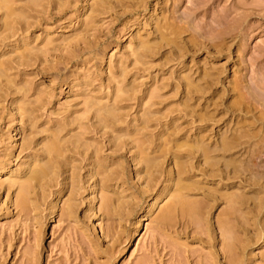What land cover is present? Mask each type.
I'll list each match as a JSON object with an SVG mask.
<instances>
[{
	"label": "rangeland",
	"instance_id": "obj_1",
	"mask_svg": "<svg viewBox=\"0 0 264 264\" xmlns=\"http://www.w3.org/2000/svg\"><path fill=\"white\" fill-rule=\"evenodd\" d=\"M5 1L11 3L13 0ZM15 1L12 8L13 3L6 2L10 8L6 3H2L1 5L6 9L0 10V71L3 70L4 73L8 69L5 72L6 77L2 73V76L0 75V264H228L227 261L232 263L236 262V259L239 261L237 264H264V186L262 185L264 145L263 150L259 147L264 143L263 139L260 141V138L264 137L261 136L264 135V0ZM36 1L40 6L36 5ZM101 3L106 4L103 6ZM7 7L10 13L13 11L14 17L19 14V17L16 16L17 24L14 18L12 24L11 19L7 18L6 12H9L6 11ZM29 7L33 10L30 11ZM15 12L16 15L13 14ZM24 17L26 21L23 23L19 21L18 24V18ZM157 22H159L158 28ZM10 25H15L14 31L12 30L14 28H11L13 26ZM169 25H172L171 29L173 26L174 29L179 26L180 31L172 29L176 35L171 37L172 34L168 35L167 32ZM173 38L176 42H181V46L177 44L178 48L181 47L179 50L183 51H179L177 45L173 44L175 42ZM146 41L148 44H144ZM151 42L155 43V46L149 47ZM167 43L176 48L171 50V47H167ZM154 47H156L155 51ZM204 74L206 79L203 77ZM187 79L190 84L192 80L195 87L198 85L195 83L199 80L201 85L206 83L202 88L207 90H201L205 92L204 94L199 92V89L196 91L195 87L187 85ZM186 86H189V89H186ZM188 91L200 94L193 92L190 94L187 93ZM189 107L196 112L194 113ZM103 108L108 114L110 111H115L117 119L114 112L111 113L113 116H109L110 114H105L107 117L103 116L107 119L100 118L101 113L104 114ZM197 113L204 116L203 120ZM99 118L105 122L100 121ZM113 118L118 121L115 122ZM101 122L103 124H100ZM144 124L150 127L145 129ZM238 128L243 131H238ZM246 130L251 136L253 134L254 138L246 134ZM173 131L179 133L172 134ZM234 132L245 133L251 139L245 137L244 143L240 144L245 146L244 148L242 146L244 150L239 152L238 149L241 147L238 146L225 157L220 154V150L214 151L212 155L220 166L218 168L216 165L215 171L210 165L208 166V163L205 164L202 151L198 153L195 150V154L201 156L197 155L200 157L198 158L194 155L195 159L193 155L187 154V146H183L185 149L177 152V143L183 142L194 145L211 144L209 147L217 143L215 145L217 147L226 134L231 137ZM122 134L125 138L123 142L117 139L123 137ZM255 135L261 137L256 138L260 139L259 144H255L258 146L252 147L256 142ZM166 137L168 143L172 144L171 151H167L170 143L164 144ZM54 138L58 141L62 140V145L64 141L68 142L65 143L68 150L64 144L61 147L63 148L61 155L52 158L48 155L49 150L46 154L45 148L49 149ZM149 140L155 142V144L150 143L152 150L151 145L148 146ZM216 140L218 141L215 142ZM134 141L137 144L141 141L142 150H146L147 146L150 148L152 152L149 149L146 150L148 153L144 150L146 152L143 151L144 155L157 154L156 150H160L162 154L167 151L165 161H163L164 156H158L163 159L160 158L162 161L157 159L160 161V170L155 171L154 177H151L154 183L149 182L151 179L149 180L150 177L146 176V173H142L145 171L144 157L139 149L140 146ZM117 142L122 143H118L120 147ZM81 145L80 151L85 145V147L89 146L87 148L88 150L90 148L92 153L84 148L83 151L91 154L86 155L84 151L80 155L82 152L77 149ZM164 145L167 149L161 148ZM249 145L260 156L253 154ZM97 147H102L97 149L98 153L95 150ZM245 148L250 149L248 151L250 154ZM254 148L260 149L259 152ZM165 149L166 151H163ZM175 149L177 150L174 151ZM184 150L186 153L183 152ZM173 151L186 155L183 160L188 158L192 160L187 161L188 165H193L190 166L191 169L188 165L185 166L190 171L193 169L192 173L186 168L182 173L183 181L192 180L190 184L195 185L190 186L191 194L188 197L201 202L207 200L206 203L209 199L211 201L209 208L211 205L213 208H210V214L208 213L207 216L205 214L207 218L205 221L208 222L204 221L206 225L199 223L204 217L194 215V221L197 217L202 218L198 222L196 220L194 226L193 216L189 215L188 221L187 218L184 219L188 215L183 213L184 216L182 214L180 216L181 212L175 215L178 219L174 217L173 221L167 220L171 221L169 223L162 219L163 212L171 205L169 192L173 191L171 189L176 185L167 186L171 177L173 183L177 182L179 177L177 167L173 164L172 158L176 154ZM219 154L225 160L232 154V157L234 154L236 155L234 157L238 155L240 159L237 157L238 161H243L244 165L236 161L235 164L240 165L239 171L232 169L234 165L225 169ZM248 156L250 157L246 159ZM218 157L221 162L217 160ZM49 158L51 160L47 162ZM250 159V162L258 164V169L256 164L252 166L249 163ZM39 160L51 164L52 170L56 168L54 170L57 171L53 173L55 176L48 175L49 179L48 176L45 177L41 185L35 183L36 188L33 183L34 191L31 188L30 192H34L35 195L33 194L31 199L29 194L28 199L31 201L26 202L30 205L24 206L19 199L23 188L21 185L24 186L33 169L40 165ZM61 162L65 166L61 165ZM97 163H101V166H97ZM106 165H108L105 167L107 170H103L102 166ZM254 166L255 168H252ZM36 168L35 171L38 169ZM204 168L206 171L203 170ZM244 169H248L249 173H244ZM260 170L263 171L262 174ZM232 171L235 172L234 178V175H231ZM111 172L114 173L113 176ZM214 172L215 174L217 172L218 176L212 178ZM253 172H258L263 179L256 181L259 176H254L256 174L253 175ZM226 174L231 177L226 178ZM245 175L253 177L250 179L246 176V180ZM105 178L109 181L106 182L108 179ZM158 178H161L160 181L157 180ZM253 178L257 179L253 181ZM49 180L51 182H48ZM104 180L105 182H102ZM157 181L158 184L155 183ZM211 187H217V191ZM207 188H211V192ZM233 188L240 194L243 192L242 196L246 194L245 196L249 197L246 199L243 196L244 202L250 200L247 202L249 205L241 201L239 203L243 208H238L237 203L233 206L228 199L231 193L225 194L229 191H233L232 195L237 193ZM212 190L215 191L216 196L210 194L212 196L210 198L208 194L214 193ZM219 191L222 192V197H225L223 194L226 195L224 199H221V193H217ZM254 194L256 195L253 196ZM104 195L115 199L114 201L110 198L116 206L109 199H105L110 204L113 203V206L104 208L109 204L103 201ZM236 196L239 198L234 197L235 199H240L239 194ZM250 197L260 200L259 203L251 200ZM225 199H228V204L231 203L233 207L231 204L227 205ZM214 203L216 205L213 206ZM256 203L260 206L256 205V207L254 205ZM261 204L263 208L260 211ZM231 207L242 209V212L238 210L235 214L234 211L237 209L232 211ZM218 215L220 219L217 218ZM225 217L229 218V223L233 217L234 220L237 217L235 221H239L229 224L230 227L236 224L235 229L232 225V229L236 230L235 235L238 236L237 242H234L236 237L230 239L234 242V244L231 242V245L228 244L230 240L226 242L228 233L224 237L225 240H221L222 234L218 232V227L221 225L217 224ZM190 219L193 225L188 223ZM246 222L248 225L244 224ZM196 223L206 226L203 227L205 230L197 227ZM227 223L228 221L225 222ZM240 224L241 226L244 224L242 227L245 229L240 227ZM237 225L239 226L236 227ZM196 227L198 232L200 230L203 232L199 234ZM204 231L208 232L211 239ZM222 241L230 247L233 245L234 251L232 252L233 249L231 250ZM221 243L226 246L225 249H230L232 252H229L230 254L237 252L233 254L234 257L237 254V258L233 257L235 260L229 261L232 258L229 253L227 256L225 246L223 247ZM184 257L187 258L185 261ZM215 258L218 262L213 263Z\"/></svg>",
	"mask_w": 264,
	"mask_h": 264
},
{
	"label": "bare ground",
	"instance_id": "obj_2",
	"mask_svg": "<svg viewBox=\"0 0 264 264\" xmlns=\"http://www.w3.org/2000/svg\"><path fill=\"white\" fill-rule=\"evenodd\" d=\"M13 1H15V0H13ZM13 1L10 3V1L8 2V1H5V0H0V5H1L2 3L4 4V3H6V2H8L9 4H12V3H13V4L11 5V8H12V6L15 5ZM42 1H44V0H42ZM80 1H81V0H80ZM99 1H100V0H99ZM106 1H107V0H106ZM116 1H117V0H116ZM122 1H123V0H122ZM31 2H32V1H31ZM50 2H51V1H50ZM58 2H59V1H58ZM101 2H102V1H101ZM104 2H105V1H104ZM15 3H16V1H15ZM36 3H37V1H36ZM51 3H52V2H51ZM119 3H120V2H119ZM6 4H7V3H6ZM6 4H5V5H6ZM9 4H7V5H9ZM31 4H32V3H31ZM101 4H103V6H105L104 4H106V3H101ZM108 4H109V3H108ZM32 5H33V4H32ZM34 5H35V3H34ZM36 5H37V6H40V5H38V3H37ZM1 6L4 7V8H1ZM1 6H0V10L2 9V10L4 11V10L6 9L5 6H3V5H1ZM37 6H35V7H37ZM101 6H102V5H101ZM17 7H18V6H17ZM31 7H32V6H31ZM113 7H114V6H113ZM7 8H8V7H7ZM9 8H10V5H9ZM9 8H8L6 11H9V10H10ZM13 8H15V6H14ZM27 8H28V6H27ZM33 8H34V6H33ZM33 8H31V9L33 10ZM38 8H39V7H38ZM109 8H110V7H109ZM31 9H30V7H29V10H30V11H31ZM110 9H111V8H110ZM11 10H12V9H11ZM13 10H15V9H13ZM29 10H28V11H29ZM35 10H36V9H35ZM16 11H18V10H16ZM26 11H27V10H26ZM12 12H13V11H12ZM12 12H11V13H10V11H9V12H6V15L8 14L7 18H8L9 20L11 19V20H10V23H11V24H12V21L15 19V23L17 24V22H16V21H17V17H16V16H18L19 14L16 15L17 12L13 13V14L16 15V16H15L16 18H15L14 15H12ZM19 12H20V11H19ZM9 13H10L11 15H10ZM21 14H22V12H21ZM25 14H26V12H25ZM28 15H29V14H28ZM11 16H12V17H11ZM20 16H21V15H20ZM10 17H11V18H10ZM18 17H19V16H18ZM13 18H14V19H13ZM12 19H13V20H12ZM9 20H8L7 22H9ZM22 20H24V21H22ZM19 21H20V23H21V22L23 23V22L26 21V18H25V17H24L23 19L18 18V24H19ZM15 23H14V24H15ZM27 23H28V22H27ZM27 23H26V24H27ZM158 23H159V22H157V25H156L157 28H158ZM16 24H15V25H16ZM26 24H25V25H26ZM28 24H29V23H28ZM163 24H164V23H163ZM165 24H167V23H165ZM7 25H8V24H7ZM15 25H10V26H13V27H11V28H14V29H12L13 31L15 30ZM10 26H8V27H9L8 29L11 31ZM26 26H27V25H26ZM161 26H163V25H161ZM165 26L168 27V25H165ZM169 26H170V25H169ZM171 26H172V25H171ZM171 26H170V28H167V32H168V35H171V34H172V35H171V37H172L173 35H176V32H175V31H172V29H173V30L176 29V31H177L178 28H179V26L177 25L178 28H175V29L173 28L174 26H173L172 29H171ZM5 27H6V26H5ZM6 28H7V27H6ZM157 28H155L156 31H159ZM160 28H161V27H160ZM162 28H163V27H162ZM162 28H161V29H162ZM4 29H5V28H4ZM8 29H7V30H8ZM17 29H18V28H17ZM19 29H20V28H19ZM161 29H160V32H162ZM164 29H165V28H163V30H164ZM180 29H181V31H182V28H180ZM169 30H171V31H169ZM179 31H180V30H178L177 32H179ZM165 32H166V31H165ZM184 32H185V29H184ZM1 33H3V32H1ZM11 33H12V32H11ZM153 33H154V32H153ZM163 33H164V31H163ZM163 33H162V34H163ZM173 33H175V34H173ZM182 33H183V32H182ZM158 34H159V33H158ZM165 35H166V34H165ZM168 35H167V36H168ZM160 36L163 37V35H161V34H160ZM223 37H224V36H223ZM169 38H170V36H169ZM180 38H181V37H180ZM162 39H163V38H162ZM173 39L175 40V38H173ZM219 39H220V38H219ZM157 40H158V39H157ZM171 40H172V39H171ZM180 40H181V39H180ZM190 40H191V39H190ZM224 40H225V39H224ZM155 41H156V39H155ZM155 41H154V42H155ZM159 42H160V41H159ZM164 42H165V41H164ZM170 42H171V41H170ZM173 42H174V41H172L171 43H173ZM175 42H176V40H175ZM175 42H174L173 44H176V45H177L176 47H177V49L179 50L181 47L178 48V44H180L179 46H181V42H180V41H179L180 43H179V42H176V43H175ZM219 42H220V41H219ZM227 42H228V41H227ZM145 43L148 44L147 41L144 42V44H145ZM151 43H152V42H151ZM151 43H149V47H150V46L153 47V45L155 46V43H154V44L152 43V45H150ZM177 43H178V44H177ZM240 43H241V42H240ZM147 44H146V45H147ZM157 44H158V43H157ZM169 44H170V43H169ZM183 44H184V43H183ZM170 45H171V44H170ZM215 45H216V44H215ZM219 45H220V44H219ZM225 45H227L226 42H225ZM168 46H169V45H168V43H167V47H168ZM217 46H218V45H217ZM142 47H143V46H142ZM149 47H148V48H149ZM169 47H171V46H169ZM174 47H175V46H172V47H171V50H172V48H174ZM176 47H175V48H176ZM143 48H144V47H143ZM162 48H163V47H162ZM182 48H183V47H182ZM149 49H150V48H149ZM153 49H154V51H155L156 47H154ZM157 49H158V48H157ZM177 49H176V50H177ZM174 50H175V49H174ZM181 50H182V49H181ZM181 50H179V51H181ZM141 51H142V49H141ZM156 51H157V50H156ZM182 51H183V50H182ZM152 53H154V52H152ZM174 53H175V52H174ZM181 53H182V52H181ZM178 55H179V53H178ZM180 56H181V55H180ZM25 61H26V60H25ZM1 64H2V63H1ZM2 65H3V64H2ZM2 71H3V70H2ZM2 71H0V75H1V73H2V75L6 77L7 74H5V72H7L8 69H7V71H5L4 73H3ZM206 72H207V71H206ZM2 75H1V76H2ZM210 75H211V74H210ZM1 76H0V78H1ZM205 76H206V75L204 74L203 77L205 78ZM213 76H214V75H213ZM213 76H212V77H213ZM5 77H4V78H5ZM185 78H187V75H186ZM204 78H203V79H204ZM207 78H208V77H207ZM213 78H214V77H213ZM193 79H194V78H193ZM205 79H206V78H205ZM208 79H209V78H208ZM187 80H188V79H187ZM211 80H212V79H211ZM211 80H209V81H211ZM183 81L185 82L186 80H183ZM190 81H191V84L189 83V80H188V84H187V85H189V86L192 85V86H191L192 88L195 87V85L193 84L194 82H193L192 80H190ZM199 81H200V80H199ZM199 81H197L198 83H195V84H198V85L195 87V90L197 89L196 91H198V89H199V92H202V93L204 94L205 92H203V91H206L207 89H206V88H202V87H203V86L205 87V84H206V83H203L204 85H203V84L201 85V84H199V83H200ZM201 81H203V80H201ZM205 81H206V80H205ZM207 81H208V80H207ZM193 85H194V86H193ZM200 85H201V86H200ZM189 86H188V87L186 86V89H187V88L189 89ZM206 86H207V85H206ZM197 87H198V88H197ZM199 87H200L201 89H200ZM207 88H208V87H207ZM27 89H28V88H27ZM190 89H191V88H190ZM202 89H203V91H201ZM205 89H206V90H205ZM29 90H30V89H29ZM252 90H253V89H252ZM255 90H256V89H255ZM190 91H191V90H190ZM185 92H186V91H185ZM185 92H184V93H185ZM192 92H193V91H192ZM192 92L190 93V92L188 91L187 93H190V94H193V93L195 94V93H196L195 91H194L193 93H192ZM199 92H197L196 94H198ZM24 93H26V92H24ZM254 93H255V91H254ZM26 94H27V93H26ZM190 94H189V95H190ZM199 94H200V93H199ZM258 94H259V93H258ZM184 95H185V94H184ZM243 95H244V94H243ZM259 95H260V94H259ZM187 96H188V95H187ZM187 96H185V97H187ZM240 96H241V95H240ZM185 97H184V98H185ZM192 97H193V96H192ZM249 97H250V96H249ZM249 97H248V98H249ZM256 97H258V96H256ZM241 98H242V97H241ZM245 98H246V97H244V99H245ZM187 99H188V98H187ZM239 99H240V98H239ZM242 99H243V98H242ZM260 99H261V98H260ZM185 100H186V99H185ZM188 100H189V99H188ZM240 100H241V99H240ZM240 100H238V102H239ZM245 100H246V99H245ZM245 100H244V101H245ZM247 100H248V99H247ZM186 101H187V100H186ZM189 101H190V100H189ZM241 101H242V100H241ZM241 101H240V102H241ZM190 102H191V101H190ZM246 102H247V101H246ZM246 102H245V103H246ZM251 102H253V101H251ZM185 103H186V102H185ZM187 103H189V102H187ZM187 103H186V104H187ZM247 103H249V100H248ZM253 103H254V102H253ZM253 103H252V104H253ZM29 104H30V103H29ZM254 104H255V103H254ZM190 105H191V104H190ZM235 105H236V104H234V106H235ZM245 105H246V104H245ZM255 105H256V104H255ZM184 106H185V105H184ZM263 106H264V105H263ZM27 107H30V106L27 105ZM192 107H193V105H192ZM30 108H31V107H30ZM183 108H184V107H183ZM189 108H190V107H189ZM239 108H240V107H239ZM242 108H243V107H242ZM96 109H97V108H96ZM103 109H104V114H103V112L101 113V111H100V113L102 114V116H101V117H100V116H97V117L102 118L103 116H105V114H106V115H109V114H110L109 116H113V114H111V113L114 112V116H115V118H116L117 115H116L115 111H110V110H109L110 113L108 114V112L105 113V108H103ZM186 109H187V107H186ZM190 109H192V108H190ZM245 109H246V108H245ZM260 109H261V108H260ZM262 109H263V108H262ZM25 110H26V109H25ZM28 110H29V109H28ZM94 110H95V109H94ZM107 110H108V109H106V111H107ZM192 110H193V109H192ZM195 110H196V109H195ZM29 111L31 112V110H29ZM29 111H28V112H29ZM182 111H183V110H182ZM193 111H194V110H193ZM235 111H236V110H235ZM33 112H34V111H33ZM94 112H95V111H94ZM98 112H99V111H98ZM98 112H97V113H98ZM195 112H196V111H194V113H195ZM22 113H24V112H22ZM100 113H99V115H101ZM145 113H146V112H145ZM184 114H185V113H184ZM197 114H198V113H197ZM199 114H200V113H199ZM199 114H198V115H199ZM204 114H205V113H204ZM211 114H212V113H211ZM29 115H31V114L29 113ZM118 115L120 116V114H118ZM185 115H186V114H185ZM193 115H194V114H193ZM200 115H201V114H200ZM213 115H214V114H213ZM27 116H28V115H27ZM189 116H190V115H189ZM201 116H202V115H201ZM263 116H264V115H263ZM263 116H262V117H263ZM94 117H95V116H94ZM105 117H107V116H105ZM105 117H103L102 119H104ZM123 117H124V116H123ZM145 117H146V116H145ZM199 117H200V116H199ZM199 117H198V118H199ZM203 117H204V116H202V120H203ZM209 117H211V116L209 115ZM243 117H244V116H243ZM100 118H99L100 121L105 122V120H101ZM108 118H109V117H108ZM111 118H112V117H110V119H111ZM118 118H119V117H118ZM200 118H201V117H200ZM206 118H207V117H206ZM105 119H107V118H105ZM116 119H117V118H116ZM116 119L113 118L112 120H116ZM119 119H120V118H119ZM200 120H201V119H200ZM108 121H109V119H108ZM117 121H118V120H116L115 122H117ZM256 121H257V120H256ZM103 122H101L100 124H103ZM110 122H111V121H110ZM121 122H122V121H121ZM252 122H253V121H252ZM254 122H255V121H254ZM106 123L108 124L107 120H106ZM106 123H104V124H106ZM127 123H128V122H127ZM145 123H146V122H145ZM147 123H149V122H147ZM244 123H245V122H244ZM98 124H99V123H98ZM241 124H242V123H241ZM247 124H248V123H247ZM129 125H130V124H129ZM242 125H243V124H242ZM242 125H241L240 127H242ZM251 125H252V123H251ZM253 125H255V124H253ZM101 126H102V125H101ZM112 126H113V125H112ZM144 126H145V124H144ZM144 126H143V127H144ZM247 126H248V125H247ZM84 127H85V126H84ZM109 127H110V126H109ZM143 127H141V128H143ZM147 127H150V126H147ZM147 127L145 126L144 128L147 129ZM262 127H263V126H261V129H262ZM118 128H119V127H118ZM141 128H139V129H141ZM247 128H248V127H247ZM250 128H251V127H250ZM253 128H254V127H253ZM84 129H85V128H84ZM113 129H114V128H113ZM244 129H245V128H244ZM143 130H144V129H143ZM175 130H176V129H175ZM236 130H237V129H236ZM236 130H234V131L236 132ZM240 130H242V129H239V128H238V131H240ZM253 130H254V129H253ZM62 131H63V130H62ZM225 131H226V130H225ZM238 131H237V132H238ZM242 131H243V130H242ZM242 131H241V132H242ZM246 131H247V132H246ZM246 131H245L246 134H248V133H249L248 130H246ZM82 132H83V131H82ZM137 132H138V131H137ZM173 132H174V131H173ZM226 132H227V131H226ZM230 132H231V131H230ZM235 132H234V134L231 133V134H232L231 137H230L229 135L226 134V136L223 138V140H222L221 142L219 141L221 144L218 142L220 145L218 144L219 146L217 145V147H215V145H216L217 143H215V145H212V146H214V147H212V146L209 147V145H211V144L207 145V144L205 143L206 145H204V143H203L202 145H194V144H189L188 142H186V143L183 142L182 144L177 143V144H178V145H177V149H178V150L175 149L174 151L177 150V152H178L180 149H185V148H183V146H187L186 149H187V151H188L187 154H188L189 156H190V155H193V156L195 155V156H197L198 153L202 151V152H203L202 155H203V158H204V160H205V161H204V160H203V161L205 162V164L208 163V166L210 165L211 168H212V170L215 171L214 167H215L216 165H217V167H218L219 164H217V162H216V158L212 155V153H213L214 151L220 150V151H221L220 154H223V156L225 157L227 154L232 153L233 149H236L238 146L241 147L240 149H238L239 152H240L241 150H244L243 148H244L245 146L242 145V146H243V148H242V146H240V144H243V143H244V142H243V139L245 140V139H246L245 137H247V135H246L245 133H243V134H245V135H243V134H235ZM254 132H255V130H254ZM260 132H261V130H260ZM178 133H179V132H178ZM178 133H176V131H175V132L172 133V134H178ZM238 133H239V132H238ZM251 133H252V130H251ZM257 133L259 134V132H257ZM257 133H256V134H257ZM262 133H263V131H262ZM62 134H63V133H62ZM87 134H88V133H87ZM127 134H128V133H127ZM223 134H224V132H223ZM223 134H222V135H223ZM254 134H255V133H254ZM260 134H261V133H260ZM122 135H123V137H119V138H117L118 140L121 139V140H120L121 142H123L122 140H123V138H124V134H122ZM135 135H136V134H135ZM248 135L251 136V134H248ZM81 136H82V134L80 135V139H81ZM179 136H180V135H179ZM208 136H210V135L208 134ZM250 136H248V137H249L248 140H250L251 137L254 138L253 134H252L251 137H250ZM261 136H264V135H261ZM261 136H257V137L260 138ZM76 137H77V136H76ZM125 137H126V136H125ZM135 137L137 138V136H135ZM168 137H170V136H168ZM168 137H166V141H165V139H163V140L165 141V142L163 141L164 144H165L166 142H167V145L170 143V142L168 143V139H167ZM248 137H247V138H248ZM257 137H256V135H255V139H256ZM57 138H59V137H57ZM57 138H54V139L52 140V144L48 147L49 149H46V148L44 147L45 150H46V151H45L46 154H47V151L49 150L48 155H50V157H52V158H53V157H59V156L61 155V150L63 149V148H61V147L66 143V142L64 141V143H63V145H62V143H61L62 140H60V139H59V141H58V140H55V139H57ZM78 138H79V137H78ZM171 138H173V137H171ZM197 138H198V137H197ZM199 138H200V136H199ZM70 139H71V138H70ZM124 139H125V138H124ZM133 139H134V137H133ZM176 139H177V137H176ZM202 139H203V138H202ZM260 139H261V140H260ZM260 139H259V140L262 141V139L264 140V137H261ZM67 140H68V139H67ZM74 140H75V139H74ZM145 140H147V139H145ZM204 140H205V139H204ZM204 140H203V141H204ZM207 140H208V139H207ZM248 140H247V141H248ZM252 140H253V139H252ZM257 140H258V139H256V142H255V143H253L254 146H252V147H257V146H258V145H255V144H259V140H258V141H257ZM75 141H76V140H75ZM116 141H117V140H116ZM116 141H115V142H116ZM149 141H150V140H149ZM177 141H178V140H177ZM203 141H202V142H203ZM217 141H218V140H216L215 142H217ZM247 141H245V143H246ZM53 142H54V143H53ZM56 142H57V143H56ZM59 142H60L61 146H60ZM121 142H120V143L117 142V144H118V143H119V144H122ZM130 142H131V141H130ZM134 142H135V141H134ZM144 142L146 143V141H144ZM147 142H148V141H147ZM157 142H158V141H157ZM204 142H206V141H204ZM252 142H253V141H252ZM257 142H258V143H257ZM124 143H125V142H124ZM135 143H136V142H135ZM139 143H140V144H139ZM150 143H152V144L154 143V144H155V142H154V141L152 142V140H151V141L148 143V146L151 145V150H152V144H150ZM207 143H208V142H207ZM48 144H49V143H48ZM66 144H68V142H67ZM66 144H65V148H67V150H68V147L66 146ZM115 144H116V143H115ZM119 144H118V145H119ZM136 144H137V143H136ZM136 144H135V145H136ZM158 144H159V143H158ZM246 144L248 145V142H247ZM249 144H250V141H249ZM251 144H252V143H251ZM260 144H261V143H260ZM87 145L90 146V144H88V143H87ZM126 145H127V144H126ZM137 145L140 146L139 149H140V151H142V152H141V153H142V157H144V159H143V160H144V163H143V164H144V166H145V171L142 172V173H146V176L148 175V176L150 177V178H149V180H150L152 176L154 177V173H155V171H157V170L159 169L160 161H162L161 159H163V158H161V157L164 156V160H163V161L166 160L165 156H166V154H167V151H169V150L171 151V147H170V146H171L172 144H171V143L169 144V148H168V149H167V147H165L166 145L161 146V148H166V149H167V151H166V149L163 150V151H166L165 154H164V153L162 154L160 150H159V151L156 150L157 154L153 153V154H155V155L152 154V155H150V156H148L149 154H145V155H144L143 151H144L145 149H144V150L141 149V148H142V147H141V141L138 142ZM137 145H136V146H137ZM142 145H144L143 142H142ZM162 145H163V143H162ZM174 145H175V144H174ZM263 145H264V143L261 144V145L259 146V147H261L260 149H262V146H263ZM46 146H47V145H46ZM75 146H76V145H75ZM75 146H73V147H75ZM89 146H86V147H85V145H84L83 147L86 149V148L89 147ZM97 146H98V145H97ZM115 146H116V145H115ZM115 146H114V147H115ZM120 146H121V145H119V147H120ZM124 146H125V145H124ZM132 146H133V145H132ZM139 146H138V147H139ZM148 146H147V149L150 150V148H149ZM220 146H221V147H220ZM249 146H250V149H251V148H252L251 145H249ZM94 147H95V146H94ZM116 147H117V149H118V146H116ZM126 147H127V146H126ZM144 147H146V145H144ZM181 147H182V148H181ZM219 147H220V148H219ZM247 147H248V146H247ZM75 148H77V147H75ZM80 148H82V145H81L77 150H79ZM84 148H83V149H84ZM91 148H92V147H91ZM99 148H102V147H99ZM99 148L97 147V148H95V150L97 151V149H99ZM154 148H155V147H154ZM161 148H160V149H161ZM212 148H214V149H212ZM83 149H81V151L79 150L80 152H82L80 155H82V154L84 153L85 150L83 151ZM147 149H146V150H147ZM158 149H159V148H158ZM250 149H246V148H245V151H247V153H249L248 151H249ZM260 149H255V148H254V150H257L258 152H259ZM91 150H92V149H91ZM95 150H93V151L95 152ZM101 150H102V149H101ZM146 150H145V151H146ZM151 150H150V152H152ZM195 150L198 151L197 155L195 154ZM262 150H263V149H262ZM63 151H65V149H64ZM63 151H62V152H63ZM79 151H78V152H79ZM86 151H87V152L90 151V148H89V150H88V148H87ZM86 151H85V154H86V155L89 154L90 152L92 153V151H90L89 153H87ZM114 151H115V150H114ZM145 151H144V152H145ZM163 151H162V152H163ZM174 151H173V152H174ZM234 151H235V150H234ZM98 152H99V151H97L96 153H98ZM100 152H102V151H100ZM146 152H147V151H146ZM146 152H145V153H146ZM153 152H155V151H153ZM180 152L182 153V151H180ZM183 152L186 153L185 150H184ZM242 152H243V151H242ZM242 152H241V153H242ZM251 152H252V153L254 152V151H253V148H252V151H251ZM261 152H262V151H261ZM91 153H90V154H91ZM139 153H140V152H139ZM147 153H148V152H147ZM159 153H161V154H159ZM174 153H176V152H174ZM192 153H193V154H192ZM218 153H219V152H218ZM218 153H217V154H218ZM234 153H235V152H234ZM243 153H244V152H243ZM255 153H256V151H255L253 154H255ZM44 154H45V153H44ZM64 154H66V153H64ZM64 154H63V155H64ZM99 154H100V153H99ZM168 154H169V153H168ZM170 154H171V153H170ZM220 154H219V157H220ZM235 154H236V153H235ZM235 154H234V156H236ZM238 154H239V153H238ZM249 154H250V153H249ZM140 155H141V154H140ZM160 155H162V156H161V157H158V156H160ZM188 155H187V156H188ZM232 155H233V154H232ZM232 155H230V156L232 157ZM239 155H240V154H239ZM251 155H252V154H251ZM255 155H257V153H256ZM255 155H254V156H255ZM258 155H259V154H258ZM258 155H257V156H258ZM44 156H45V155H44ZM95 156H96V155H95ZM97 156H98V155H97ZM104 156H105V155H104ZM153 156H154V157H153ZM185 156H186V155H184V154H179V153L177 154V153H176V154H174V156H173V158H172L173 161H174V163H173L174 166L177 167L176 169H177V174L179 175V177H178V181L175 182V183H173V181H172L173 178L171 177L170 184H168V186H167V187H169L170 185H171V186L176 185V186H174V188L171 189V190H173V191H170V192H169L170 195H171V197H170V198H171L170 201L172 200V201H171L172 203L169 202V204H171V205H169V206H168V209H165L166 211L163 212L162 219H163L164 221H165V220H166V221H167V220H172L174 217L176 218L175 215H176L177 213L181 212V213H180V216H181V214H182V216H184V214L188 215V216L185 217V218H184V217H181V218H184V219L187 218L188 221H189V218H188V217H190L189 215L193 216V217H192V218H193L192 221H194V215H195V217H196V216L204 217V218H203V221L201 220V222H199V223H201L202 225H206L205 222H207V221H205V220H207V218H205V214H206V216L208 215V213L210 214V212H211L210 208H213V207H212V205H211V207L209 208V202H211L210 199H209V202L206 203L207 200H206V202H204V201L201 202V201H199V200H198V201H197V200H192V199H190V197H188V196L191 194V190H190L191 188H190V186H193L194 184H192V185L190 184V183H192V182H191L192 180H190L189 182H185V181H183V179H182V173L184 172V169H185V168L187 169V167H185V166L188 165L190 161H192L191 158H190V159L188 158V159L183 160V159L185 158ZM195 156H194V159H195ZM198 156H200V155H198ZM198 156H197V157H198ZM217 156H218V155H217ZM217 156H216V157H217ZM228 156H229V155H228ZM228 156H227V157H228ZM230 156L228 157V159H227V157H226L227 160H225V159H223V157H222V155H221V157H220L221 160L223 159L222 161L225 162V163L222 162L221 164L224 166V168L227 167L228 169H229V167H230L231 165H232V166L234 165L232 169H233L234 171H239L240 165L235 164L236 161H237L238 163L242 162V165H244V164H243L244 162H243V161H238V159H239L238 155H237L238 159H237V157H234V156H233V157L231 158ZM244 156H245V153H244ZM259 156H260V155H259ZM78 157H80V156L78 155ZM101 157H102V156H101ZM200 157H201V156H200ZM200 157H198V158H200ZM219 157L217 158V160L220 159ZM249 157H250V156L246 157V159L249 158ZM252 157H253V156H251V159H252ZM47 158H48V157H47ZM86 158H87V157H86ZM160 158H161V159H160ZM186 158H187V157H186ZM230 158H231V159H230ZM240 158H241V157H240ZM83 159H84V158H83ZM140 159H141V158H140ZM157 159L160 160V161H158ZM192 159H193V158H192ZM194 159H193V160H194ZM229 159H230V160H229ZM242 159H245V158L242 157ZM251 159L249 160V163H251L252 166H253L254 162H253V161L250 162ZM257 159H258V158H257ZM48 160H51V158L47 159L46 161L48 162ZM54 160H56V158H54ZM63 160H64V157H63ZM189 160H190V161H189ZM221 160H219V161L221 162ZM239 160H240V159H239ZM252 160H253V159H252ZM37 161H38V160H37ZM43 161H44V160H43ZM46 161H45V162H46ZM95 161L97 162V160H95ZM187 161H189L188 164H187ZM244 161H246V160H244ZM39 162H40V160H39ZM45 162L42 163V161H41V162H40V165H41V164H42V165H41V166H40V165H37V168H38V169L35 167L37 170L35 171V170H34L35 168H34L33 171H32V174L30 173L31 175L29 174L30 176L27 177V181H26V182L24 181V182H25V183H24V186L21 185L23 188L21 187L22 190H21V192H20L19 199H20V203H21V201H22V204H23L24 206H27V204H29L28 202L31 201V200L29 201V199H28L29 194H31V195H30V198L32 199L31 196L34 194V192L31 193L30 190H31V188H32V191H34V190H33V186L36 185L35 183H40V185H41V184H42V180L44 181V178L47 177L48 175H49L50 177H51V176H55L53 173H54V171H55V172L57 171V170H54V169H56V168H53V170H52V165H51V164H48L47 162H46L47 164L45 165ZM57 162H58V161H57ZM62 162H63V161H62ZM62 162H61V165H63ZM49 163H50V162H49ZM54 163H56V161L53 162L52 164L54 165ZM58 163H59V162H58ZM107 163H108V162H107ZM107 163H106V164H107ZM191 163H192V162H191ZM191 163H190V164H191ZM246 163L248 164V162H246ZM43 164H44V165H43ZM59 164H60V163H59ZM67 164H68V163H67ZM98 164H100V165H98ZM255 164H256V166L258 165L256 162H255ZM255 164H254V165H255ZM57 165H58V164H57ZM103 165H104V161H103ZM191 165H192V164H191ZM191 165H188L189 168H190ZM206 165H207V164H206ZM248 165L251 166L250 164H248ZM55 166H56V164H55ZM63 166H65V165H63ZM97 166L100 167V166H101V163H97ZM107 166H108V165H106V166H102V167H104L103 170H105V169L107 170V168H105V167H107ZM144 166H143V167H144ZM192 166H193V165H192ZM208 166H206V167L208 168ZM232 166H231V167H232ZM53 167H54V166H53ZM57 167H58V166H57ZM163 167H164V166H163ZM198 167H199V166H198ZM217 167H216V168H217ZM219 167H220V166H219ZM219 167H218V168H219ZM243 167H245V166H243ZM246 167H248V166H246ZM260 167H261V166H260ZM227 168H225V169H227ZM252 168H255V166L252 167ZM256 168L258 169V166H257ZM58 169H59V168H58ZM60 169H61V168H60ZM100 169H101V168H100ZM100 169H99V171H101ZM141 169H143V168H141ZM190 169H191V168H190ZM248 169H249V168H248ZM248 169H244L245 172H244V170H243V172H244V173H247V172H248ZM51 170L53 171V172H52L53 175H52V174H51V175L49 174V173H51ZM103 170H102V172H104ZM159 170H160V169H159ZM187 170H188V169H187ZM192 170H193V169H192ZM192 170H191V171L188 170V171H190V172L192 173ZM203 170L206 171L205 168H204ZM217 170H220V169H217ZM223 170H224V169H223ZM240 170H241V169H240ZM251 170H252V169H251ZM254 170H255V169H254ZM60 171H61V170H60ZM76 171H77V170H76ZM99 171H97V172L99 173ZM141 171H143V170H141ZM200 171H201V170H200ZM220 171H222V168H221ZM224 171H225V170H224ZM241 171H242V170H241ZM257 171H258V170H257ZM106 172H107V171H106ZM106 172H105V173H106ZM117 172H118V171H117ZM120 172H121V171H120ZM165 172H166V171H165ZM211 172H212V171H211ZM217 172H218V171H217ZM217 172H216V174H215V172H214L215 175H213L214 177H212V178H215L216 175L218 176V173H217ZM226 172H227V170H226ZM228 172H229V170H228ZM262 172H263V171H262ZM262 172H261V170H260V173H261V174H262ZM57 173H59V172H57ZM76 173H78V172H76ZM98 173H97V174H98ZM111 173H112V172H111ZM111 173H110V175H111ZM224 173H225V172H224ZM224 173H222V174L225 175ZM234 173H235V172H234ZM234 173H233V171H232V173H231L232 176L234 175L233 178L235 177V174H234ZM248 173H249V172H248ZM254 173H255V172H253L252 174L254 175ZM55 174H56V173H55ZM102 174H103V173H102ZM107 174H108V173H107ZM113 174H114V173H112V176H113ZM219 174H220V173H219ZM227 174H229V173H227ZM227 174H226V176H227ZM237 174H239V173H237ZM255 174H256V175H254V176H256V177L259 176V175H258V172H256ZM56 175H57V174H56ZM94 175H95V174H94ZM99 175H100V173H99ZM142 175H143V174H142ZM144 175H145V174H144ZM223 175H222V176H223ZM229 175H230V174H229ZM229 175H228L227 177H226V176H225V177H226V178H230L231 176L229 177ZM242 175H243V173H242ZM257 175H258V176H257ZM49 176L47 177V179H49ZM236 176H238V175H236ZM243 176H244V175H243ZM246 176H248V175H245V177H246ZM263 176H264V173H263ZM106 177H110V176H106ZM184 177H185V176H184ZM192 177H193V176H192ZM220 177H221V174H220L219 178H220ZM223 177H224V176H223ZM248 177H250V179H251V177H253V176L251 175V176H248ZM259 177H260V178H259ZM259 177H258V180H256L257 178L254 179V178H255V177H254V178H253V181H254V180H256V181H260V179H263V178H261V176H259ZM54 178H56V177H54ZM58 178H59V177H58ZM111 178H112V177H110V179H111ZM238 178H240V177H238ZM47 179H45V180H47ZM56 179H57V178H56ZM106 179H108V178H105V180H106ZM116 179H117V177H116ZM155 179H156V178H155ZM159 179H161V178H158L157 180L160 181ZM190 179H191V178H190ZM221 179H222V178H221ZM250 179H249V180H250ZM101 180H103V179H101ZM105 180L102 181V182H105ZM114 180H115V179H114ZM152 180H153V179H151V181H149V182H153ZM175 180H177V179H175ZM175 180H174V181H175ZM246 180H247V177H246ZM108 181H109V179L106 180V182H108ZM154 181H155V180H154ZM158 181L155 182V183L158 184ZM164 181H165V180H164ZM164 181H163V182H164ZM256 181H255V185H256ZM48 182H51V181L49 180ZM75 182H76V181H75ZM193 182H195V180H193ZM246 182H248V181H246ZM11 183L13 184V182H11ZM14 183H15V182H14ZM33 183H34L35 185H34ZM43 183H44V182H43ZM147 183H148V182H147ZM153 183H154V182H153ZM238 183H239V182H238ZM251 183L254 184V182H252V181H251ZM104 184H106V183H104ZM148 184H149V183H148ZM257 184H258V182H257ZM13 185H14V184H13ZM47 185H48V184H47ZM151 185H152V184H151ZM154 185H155V184H154ZM217 185H218V184H217ZM238 185H239V184H238ZM262 185L264 186V182L262 183ZM262 185H261V187H263ZM38 186H39V184H38ZM44 186H45V185H44ZM155 186L157 187V185H155ZM194 186H195V185H194ZM256 186H257V185H256ZM259 186H260V182H259ZM36 187H37V185L35 186V188H36ZM39 187H40V186H39ZM39 187H38V189H39ZM45 187H47V186H45ZM45 187H44V188H45ZM152 187H154V186H152ZM237 187H238V186H237ZM237 187H234V188H237ZM44 188H43V189H44ZM154 188H155V187H154ZM192 188H193V187H192ZM199 188H201V187H198V189H199ZM203 188H204V187H203ZM205 188H206V187H205ZM211 188H212V187H211ZM211 188H210V189H211ZM234 188H233V190H234ZM244 188H245V187H244ZM259 188H260V187H259ZM169 189H170V188H169ZM196 189H197V187H196ZM196 189H195V190H196ZM201 189H202V188H201ZM201 189H200V190H201ZM207 189H208V188H207ZM210 189H208V190H210ZM212 189H215V191H217V187L212 188ZM237 189H238V188H237ZM260 189H261V188H260ZM35 190H36V189H35ZM165 190H166V189H165ZM235 190H236V189H235ZM235 190H234V191H235ZM239 190H240V189H239ZM261 190H262V189H261ZM38 191H39V190H38ZM40 191H41V189H40ZM192 191H193V190H192ZM201 191L203 192V190H201ZM215 191L212 190V192H214V193H210L211 190H210V192L208 191V192H209L208 195L210 196V198H212L213 194H215ZM240 191H241V190H240ZM243 191H244V190H243ZM197 192H198V191H197ZM208 192H207V193H208ZM232 192H233V191H232ZM232 192L229 191V192H226V193L223 192V193H225L226 195H227L228 193H229V194L231 193V197L229 196L231 199H230V198H228V199H229V201H231V203L233 204V206H235V203H237V204H239V205H238L239 207L236 205L238 208H240V207L243 208V206H240L241 203H239V202H241V201H242L243 203H245V202H246V203H247V202H250V200L244 202L245 198H246V199H249V197H246V196H245L246 194H245V195H243V196H245V198H243V196L241 195V194H243L242 191H241L242 193L240 194V192L238 193L237 190H236L237 193H233L234 195H232ZM217 193H221V199H222V198L224 199V198L226 197L225 194H223V196H225V197H222V192H221V191H219V192H217ZM244 193H245V192H244ZM249 193H250V192H249ZM256 193H257V192H256ZM259 193H260V192H259ZM210 194H212V196H211ZM238 194L240 195V199L242 198V200L238 199L239 196H236V195H238ZM252 194H253V193H252ZM260 194H261V193H260ZM262 194H263V193H262ZM262 194H261V195H262ZM34 195H35V194H34ZM34 195H33V196H34ZM105 195H108V194H105ZM105 195H104V196H105ZM110 195H111V194H110ZM161 195H162V194H161ZM208 195H207V196H208ZM255 195H256V194H254L253 196H255ZM207 196H206V197H207ZM214 196H216V194H215ZM247 196H248V195H247ZM251 196H252V195H251ZM105 197H106V198H105ZM105 197H103V201H104L105 199H109V201H112V202H113V200L115 201V199H113V198H111V197H110V198L113 199V200H110V198H108V196H105ZM218 197H219V196H218ZM218 197H217V199H218ZM234 197H235V198L238 197V198L235 199ZM256 197H257V196H256ZM215 198H216V197H215ZM257 198H258V197H257ZM259 198H260V197H259ZM259 198H258V199H259ZM19 199H18V200H19ZM33 199H34V198H33ZM35 199H36V198H35ZM118 199H119V198H118ZM195 199H196V198H195ZM228 199H225V200L227 201V205H230L231 203L228 204V202H229ZM250 199H251V200H256L255 197H254V198L250 197ZM258 199H257L256 201L259 203L260 200H258ZM36 200H37V199H36ZM119 200H120V199H119ZM215 200H216V199H215ZM219 200H220V199H219ZM237 200H238V201H237ZM239 200H240V201H239ZM26 201H28V202H26ZM105 201H106V202H109V201H107V200H105ZM105 201H104V202H105ZM216 201L219 202L218 200H216ZM57 202H58V201H57ZM60 202H61V201H60ZM104 202H103V204H104ZM106 202H105V203H106ZM112 202H111V203H112ZM214 202H215V201H214ZM217 202H216V203H217ZM251 202H252V201H251ZM113 203L115 204V202H113ZM113 203H112V204H113ZM116 203H117V202H116ZM246 203H245V204H246ZM252 203H253V202H252ZM60 204H61V203H60ZM107 204H108V203H107ZM107 204H106V205H107ZM112 204H110V202H109L108 206H105L104 208L109 207V205H112ZM117 204H118V203H117ZM210 204H211V203H210ZM232 204H231V206H232ZM245 204H244V206H246ZM247 204H248V203H247ZM250 204H251V203H250ZM29 205H30V204H29ZM57 205H58V204H57ZM104 205H105V204H104ZM104 205H102V206H104ZM214 205H216V204L214 203L213 206H214ZM241 205H242V204H241ZM248 205H249V204H248ZM254 205L256 206L257 203L254 204ZM258 205L260 206V204H258ZM258 205H257V206H258ZM73 206H74V205H73ZM112 206H113V205H112ZM115 206H116V204H115ZM117 206H118V205H117ZM233 206H232V207H233ZM257 206H256V207H257ZM56 207H57V206H56ZM207 207H208L209 209H207ZM232 207H231L232 211H234L235 209H237V207H235L234 209H233ZM26 208H28V207H26ZM54 208H55V206H54ZM61 208H62V206H61ZM72 208H73V207H72ZM111 208H112V207L110 206V209H111ZM229 208H230V206H229ZM249 208H250V207H249ZM254 208H255V207H254ZM259 208H260V207H259ZM262 208H263V207H262V204H261V209H260V211L262 210ZM55 209H56V208H55ZM55 209H54V210H55ZM59 209H60V207H59ZM106 209H107V208H106ZM110 209H108V210H110ZM209 210H210V211H209ZM228 210H229V209H228ZM238 210L241 211L242 209H237V210H235V211H234L235 214H236V211H238ZM56 211H57V210H56ZM56 211H54L53 213L55 214ZM110 211H111V210H110ZM222 211H223V210H222ZM250 211H252V210H250ZM258 211H259V210H258ZM223 212H224V211H223ZM223 212H222V213H223ZM228 212H231V211H228ZM234 212H232V215H234V214H233ZM241 212H242V211H241ZM241 212H240L239 214H241ZM53 213H52V215H53ZM70 213H71V212H70ZM72 213H73V212H72ZM109 213H110V212H109ZM183 213H184V214H183ZM222 213H221V214H222ZM224 213H226V212H224ZM244 213H245V212L243 211L242 214H244ZM249 213H250V212H249ZM249 213H248V214H249ZM230 214H231V213H230ZM230 214H229V217H230ZM237 214H238V213H237ZM178 215H179V214H178ZM186 215H185V216H186ZM232 215H231V216H232ZM218 216H219V215H218ZM235 216H236V215H235ZM201 217H200V218H201ZM226 217H227V216H226ZM226 217H225V218H226ZM237 217H238V216H237ZM237 217H236L235 220H237ZM242 217H243V216H242ZM242 217H241V218H242ZM255 217H256V216H255ZM175 218H174V219H175ZM200 218L197 217V218H196L197 221H196V220H195V221H196V222L200 221ZM217 218L220 219L221 217L219 216V217H217ZM225 218H224L223 221H220V222L218 221L219 223L217 222V223H218L217 225H221L220 227H218L217 225H216V226L219 228V229H218V228H217V229H218V232H220V235L222 234L221 236H222L223 238H222L221 240H223L224 237L226 236V234L228 233V234H227V235H228V236H227L228 239L226 238V242H227V241L230 240L231 238L233 239V238H235V237H236V238L238 237V236L235 235L236 230H233V229H232V228H233L232 225L234 226V225H236V224H232L231 227L229 226V224L234 223V222H239V221H235V220H234L235 217H233V220H234V221L231 220V223H229V221H230V220H228L229 218H228V219H227V218L225 219ZM230 218H232V217H230ZM238 218H240V217H238ZM50 219H51V218H50ZM176 219H178V218H176ZM198 219H199V220H198ZM201 219H202V218H201ZM243 219H246V218H243ZM52 220H53V219H52ZM225 220L228 221L227 224H225V222H226ZM249 220H250V219H249ZM260 220H261V219H260ZM166 221H165V222H166ZM172 221H173V220H172ZM195 221L192 222V223L194 224V226H195ZM204 221H205V222H204ZM232 221H233V222H232ZM245 221H246V220H245ZM245 221H244V222H245ZM167 222L169 223V222H171V221H167ZM203 222H204L205 224H204ZM221 222H223L224 225H223ZM242 222H243V221H241L240 223L242 224ZM188 223L192 224V223H191V219H190V222H188ZM188 223H187V224H188ZM207 223H208V222H207ZM190 224H188V225L190 226ZM193 224H192V225H193ZM196 224H197V227H200V229L203 228V227H206V226H201L200 224H199V225H200V226H199L198 223H196ZM241 224H240V227H242L244 224H247V225H248L247 222L244 223L242 226H241ZM227 225H228V226H227ZM247 225H246V226H247ZM255 225H256V224H255ZM165 226H166V225H165ZM238 226H239V225H237L236 227H238ZM197 227L195 228L196 231H197ZM209 227H210V226H209ZM164 228H165V227H164ZM168 228H169V225H168ZM242 228L245 229L244 227H242ZM215 229H216V228H215ZM234 229H235V226H234ZM236 229H237V228H236ZM198 230H199V228H198ZM202 230H205V228H203ZM202 230H200L199 232L197 231V232L200 234V233L203 232ZM207 230H209V229H207ZM210 230H211V229H210ZM232 231H233V232H232ZM204 232H206V231H204ZM209 232H210V231H209ZM206 233H207V236H208V232H206ZM233 233H234V234H233ZM209 234H210V233H209ZM238 234H239V233H238ZM201 235H202V234H201ZM210 235H212V234H210ZM255 235H256V234H255ZM203 236H204V235H203ZM205 236H206V235H205ZM207 236H206V237H207ZM239 236H240V234H239ZM243 236H244V235H243ZM201 237H202V236H201ZM229 237H230V238H229ZM208 238L211 239L210 236H208ZM214 238H215V237H214ZM212 239H213V238H212ZM213 240H214V242H215V239H213ZM224 240H225V239H224ZM237 240H238V238H237L234 242H237ZM239 240H240V239H239ZM241 240H243V239L241 238ZM209 241H211V240H209ZM243 241H244V240H243ZM231 242H233V240H232V241L230 240V242H229L228 244H230ZM234 242H233V244H234ZM207 243H208V241H207ZM222 243H225V242L222 241ZM222 243H221V245H222ZM239 243H240V241H239ZM235 244H237V243H235ZM243 244H244V243H243ZM243 244H242V245H243ZM212 245H213V244H212ZM225 245H226V243H225ZM225 245H222V246L224 247ZM230 245H231V244H230ZM230 245H226V246H228V247L231 249L233 245H232L231 247H230ZM226 246L224 247V250H226V251H227V254H228V253L230 252V249H229L228 247H227L228 249H225ZM237 246H238V244H237ZM223 247H222V248H223ZM235 247H236V246H235ZM238 247H239V246H238ZM238 247H236V248L238 249ZM240 247H241V246H240ZM236 248H235V250H236ZM232 249H233V250H232ZM232 249H231V250H232V252H233V251H234V247H233ZM222 250H223V249H221V251H222ZM238 250H239V249H238ZM226 251H225L224 253H226ZM219 252H220V251H219ZM222 252H223V251H222ZM232 252H230V253H232ZM235 252H236V251H235ZM235 252H234V253H235ZM216 253H217V251H216ZM216 253L214 252V254H216ZM224 253H222V254L224 255ZM230 253H229V254H230ZM234 253H233V254H234ZM236 253H237V252H236ZM218 254H219V253H218ZM229 254H228L227 256H229ZM233 254H230V256H231L232 259H230V260H229L228 258H225V259H228L229 261H231V260H233L235 257L237 258V256H236L237 254L235 255V257H234ZM238 254H239V253H238ZM225 255H226V254H225ZM232 255H233V256H232ZM240 255H241V254H240ZM181 256H182V255H181ZM218 256H219V255H218ZM213 257H214V256H213ZM215 257L217 258V255H215ZM223 257H224V256H223ZM233 257H234V258H233ZM238 257H239V255H238ZM185 258H186V257H184V261H185ZM216 258H215V260L211 259V260H213V263H214V261H217V262H218V260H216ZM186 259H187V258H186ZM238 259H239V258H238ZM182 260H183V259H182ZM234 260H235V259H234ZM188 261H189V260H188ZM237 261H238V260L236 259V262L233 261L232 263L237 264ZM211 262H212V261H211ZM238 262H239V261H238ZM185 263H186V262H185ZM227 263L230 264L231 262L229 263V262L227 261ZM232 263H231V264H232ZM189 264H190V263H189ZM206 264H211V263H206ZM214 264H215V263H214ZM238 264H239V263H238Z\"/></svg>",
	"mask_w": 264,
	"mask_h": 264
}]
</instances>
